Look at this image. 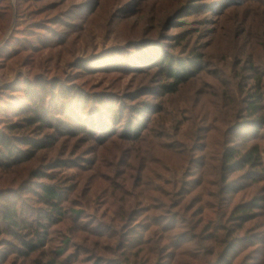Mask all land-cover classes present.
<instances>
[{
	"label": "rangeland",
	"instance_id": "374dc122",
	"mask_svg": "<svg viewBox=\"0 0 264 264\" xmlns=\"http://www.w3.org/2000/svg\"><path fill=\"white\" fill-rule=\"evenodd\" d=\"M97 1L99 0H0V8H8L7 11L13 12L14 15L13 26L7 30L5 27L0 30V129H5L12 120L21 121V118L15 115L25 97L21 91L27 80L36 77L37 73L44 79L55 76L57 77L55 79L60 80V83L67 87L84 90L89 98H94L88 107L72 104L75 106L73 113L58 115L63 119L64 128H73L71 131L73 134H69L74 137L72 143H75L73 147L75 152L67 155L72 161L67 169L70 174L58 170L55 172L56 181L69 185L64 186L65 205L70 209L74 207L83 209L85 212L77 214L71 211L64 219L52 225V228H56L51 234L52 247L66 246L71 253L69 261L72 264H98V262L107 264L106 261L108 264H117L119 257L116 255L130 251L124 248L125 245L135 248L140 244L150 251L162 247L159 258L145 255L143 258H147L146 261H159L161 264H178V262L229 264L227 260L223 263L215 262L214 259H217L219 254L214 257L213 251L219 249L226 239L244 234L247 230L242 229L231 235V222L228 218L209 207L205 211L206 222L212 217L209 223L221 227L217 236L219 229H212L206 222L203 223L200 220L202 210L195 202L187 199L195 186L191 179L196 175L198 162L200 163L204 153L199 143L205 142L202 137L207 131H199V136L193 140L188 134L194 124L199 126L210 124L203 129H210L211 142L215 143L212 151L216 152L218 143L224 136L222 127L226 132V140L222 147L219 146L221 150L240 132L242 135L257 133L256 129H253L254 124L244 120L230 124L231 126L222 124L225 115L234 113L235 110L230 111L233 103L226 108L220 107L224 85L218 77H223L236 85L235 60L225 58L226 53L220 44L214 43L211 46L213 58L209 61L212 62L203 65L206 71L193 88L187 86L183 93L179 94L180 111L176 114L175 121L169 123L170 127L166 129V135L157 138L159 145L155 155L145 160L135 151L133 142L128 144L123 138V133L128 130L133 120L135 126H140V123H146L147 120L140 121V118L129 109L132 105H140L143 99L159 103V98L153 95L136 92L145 81L143 76L138 74L140 72L138 70L147 68L146 62L165 47L164 41L169 36L144 32L143 25L141 29H137L132 23L121 18L123 6L126 4L135 6L137 1L131 3L133 0H102V5L93 14ZM141 1L145 6L152 2V0ZM221 1L223 5L237 9L231 17H240L243 25L264 14L263 6L258 3L260 0ZM206 2L208 6L219 3L216 0H206ZM243 2L245 4H242ZM208 14L213 15V11H208ZM203 17H205L204 13L194 16L193 19L199 20L193 25H201L200 19ZM244 30L246 33L238 37L239 48L247 45L250 40L249 28ZM176 31L177 28L171 32ZM189 45L190 41H186L185 46L174 51L178 55L189 57L187 54ZM192 45L195 47V42ZM200 51L205 52V47H201ZM260 53L264 65V49H261ZM79 63L84 67L80 68ZM3 76L8 77L3 78ZM85 97L88 99L87 96ZM98 97L99 100H96ZM188 99L197 102H190ZM100 101L106 103L115 101V109L119 114L118 122L107 121V130L103 133L109 136L115 127L120 134L111 137L103 145L96 139L99 136H95L94 133L98 129L92 130L91 138L87 128L91 126L93 128L94 123L99 119L100 113L96 106L99 107ZM185 107L190 108L192 112H184ZM57 109L62 110L60 106H57ZM217 114L219 118L214 119L213 116ZM108 115H112V112ZM183 122L185 125L181 128ZM179 133L185 136L182 137ZM242 135L236 138L234 144L244 145ZM262 137H264L263 133ZM177 141L187 142L186 156H172L171 153H175L180 147H165L162 144L167 142L168 145H172ZM17 143L18 141L15 140V144ZM69 143L62 139L59 141L63 150L69 148ZM144 144L149 143L144 142ZM22 148L25 150L27 146L24 145ZM73 148L70 146V149ZM78 149L81 150L76 152ZM46 163L44 154H41L39 158L21 166L11 164L0 167V195L4 193L9 200L17 201L23 208L24 216L38 215L48 210V205L37 200L36 194L41 190L44 182H53L45 176L35 175L33 171L36 167L41 172L46 171L49 165ZM30 172L31 175L28 176ZM241 173L237 171L233 177H239ZM126 175L131 176L130 185L134 188L124 190L128 197L134 200V205L118 206L110 196L115 192L119 193L126 185L123 179ZM159 175L162 176V182L159 180ZM59 176L63 179H59ZM145 176L148 179L143 183ZM217 177L210 178L216 180ZM252 177L251 174H245L243 179L239 178L238 189L241 190L232 199V204L256 196H264V180L251 185ZM157 186H161L156 188L162 192L160 197L154 196L159 195V192L145 190ZM183 187L191 189L185 190ZM118 197L119 204L124 205L126 196L120 193ZM143 204L149 206L144 212L139 209ZM184 204L186 207L183 209L181 205ZM4 205L8 204L0 199V219ZM54 213L57 215V212ZM263 220V217H259L257 223ZM254 224L255 222H251L246 224V227H253ZM259 231H264V228ZM96 232L102 237L95 236ZM109 235L112 237L108 239ZM244 239L238 237L230 252L234 257H238L236 261L248 253L244 263L254 264L262 251L259 245L248 250L247 242L250 241L247 239L244 242L242 241ZM12 242H14L12 236H0V249H9ZM225 246L226 244L223 249ZM103 248L106 254H102L101 257L104 259L100 257L96 259V255ZM50 254L55 255V251H50ZM14 257L15 255L11 256L8 264H21L19 260L13 261ZM136 259L138 262L139 258L131 256L133 262ZM23 264H29L27 258ZM256 264H264V261L258 260Z\"/></svg>",
	"mask_w": 264,
	"mask_h": 264
},
{
	"label": "trees",
	"instance_id": "16d2710c",
	"mask_svg": "<svg viewBox=\"0 0 264 264\" xmlns=\"http://www.w3.org/2000/svg\"><path fill=\"white\" fill-rule=\"evenodd\" d=\"M134 1H137L135 6L128 4L123 6L121 18L132 23L137 29H141L143 25L144 32H154L157 36L169 37L164 41L165 47L159 52L157 51L146 62L147 68L138 70L140 71L138 74H141L145 81L141 83L136 92L138 94L144 92V94L153 95L159 98V103L152 102L150 99H143L140 105H132L129 109L137 115V118H140V121L147 120L146 123H140V126H135V120H133L128 130L123 133V138L127 140L128 144L133 142L135 151L140 154L141 158L145 160L152 158L159 145L157 138L167 134L166 129L170 127L169 123L175 121V116L180 111L179 94L183 93L187 86L193 88L198 80L202 78L203 72L206 71L203 65L212 62L209 61L210 58H213L211 46L214 43L220 44L226 53L224 54L225 58H233L237 69L236 85L216 75L224 85L223 100L220 107L226 108L233 103L234 105L231 106L233 109L231 108L230 111L235 110L234 113L225 115L222 124L229 126L244 120L254 124L253 129H256L257 133L255 135H242L240 132L228 141L227 146H224L221 150L219 146L222 147L223 142L226 140V132L222 127L223 139L218 143L217 151L213 152L212 149L215 147V143L211 142L210 129H203L210 124L192 125L188 134L190 139H196L201 130H205L207 133L202 137L205 142L199 143L200 149L204 153L200 158V163L198 162L197 173L191 179L195 186L191 191V196L187 199L195 202L198 208L202 210L200 220L203 223L206 222V209L212 207L216 213L225 216L231 222V235L242 229L247 230L244 234L226 239L219 249H215L212 253L213 256L216 257L219 254L217 259H214L215 262L220 261L223 263L224 260H227L229 264H245L244 261L248 253L244 254L239 261H236L238 257H234L230 252L238 237H244L245 239L242 240L244 242L247 239L250 241L247 242L249 244L247 246L248 250L259 245L262 254L256 262L258 260L264 261V231H259L264 228V220L257 223L259 217L264 218V196H256L232 204V199L241 190L238 189L240 187L239 178L243 179L245 174L253 175L250 181L251 185L264 180V137L261 138V134H264V65L260 59L261 49H264V14L256 20L252 19L249 24L243 25V22H240V17H231L233 13L237 12V9L223 5L221 0H216L219 3H215V6H208L206 0H152L147 6L143 5L141 0H133L131 3ZM258 3L264 8V0H260ZM242 4H245V2ZM101 5L102 0L97 1L96 9L92 13H96ZM206 8H209V10H205ZM7 9L0 8V30L3 27L7 30L13 26V12H9ZM210 10L213 11V15L208 14ZM203 13L205 17L200 19L202 21L201 25H193L196 20H199L193 19V17ZM204 25L210 26L204 28ZM175 28L178 31L172 33L171 31ZM244 28H249L251 36L247 45L239 48L238 37L246 33ZM186 41H190L187 51L189 57H183L174 51L185 46ZM193 42H195V47L192 45ZM203 46L205 52L200 51ZM244 51L246 52L244 53ZM79 64L80 68L84 67L82 63ZM35 76L27 80L21 91V94H24L25 97L15 112V115L21 118V121L12 120L5 126V129H0V148H2L0 149V167L11 164L21 166L44 154L46 164H49L48 169L41 172L36 167L37 169L35 168L33 171L35 175L45 176L53 182H44L41 190L36 194L37 200L48 205V210L38 215L24 216L23 208L17 201L9 200L4 193L0 195V199L8 204L4 205L5 208L1 212L0 236L9 235L14 238V242L8 247L9 249H0V253L12 250L0 254V264H8L11 256L14 255L15 257L12 260H19L21 264L24 263L26 258L29 264H72L69 261L71 253H69L66 246L52 247L53 238L51 234L52 231H56V228H52V225L64 219L71 211L77 214L85 212L83 209H76V207L70 209L65 205L66 192L64 186L69 185H63V183L56 181L55 172H58V170L59 172L69 173L67 169L71 166L72 161L67 155L75 152L73 148L75 143H72L74 137L70 136L73 134L71 133L73 128H64L63 119L59 118L58 115L73 113L75 106H72V104H77L79 107H88L94 98H89L88 93L84 90H73L67 87L60 83V80L55 79L57 78L55 76L46 79L42 78L39 73ZM7 77L3 76V78ZM96 100H99V97ZM100 102L99 107L96 106L97 111L100 113L99 119L94 123L93 128L92 126L87 128L91 138L93 136L92 130L98 129L94 133L95 136H99L96 139L100 140L103 145L111 137L120 134L115 127H113L111 135L107 136V133H103L107 130V121L118 122L119 114L115 109V101ZM193 102L196 103L197 101L194 100ZM57 106H60L62 110L57 109ZM124 108H126V105H124ZM189 110L191 109L188 107L184 108V112H192V110ZM240 111L241 113H239ZM110 112H112V115H108ZM107 115L108 117L105 118ZM213 118L218 119L219 114L214 115ZM184 125L183 122L181 128ZM21 132L24 133L14 134ZM180 135L185 136L184 134ZM241 135L245 141L244 145L234 144L236 138ZM70 137L71 139H69ZM60 139L70 142L68 149L63 150L61 148L59 145ZM15 140L18 141L17 144H15ZM144 142L149 144L146 145ZM162 144L165 147H180L175 153H171L172 156H186L188 154V145L185 141H177L172 145H168L167 142ZM24 145L27 146L25 150L22 148ZM70 146L73 149H70ZM79 150L81 149L76 152ZM237 171L242 173L235 178L233 174ZM30 175L31 172L28 176ZM212 176L218 177L213 180L210 178ZM59 179L63 178L59 176ZM123 179L126 185L119 193H113L110 198L115 205L126 206L130 204L132 206L134 200L130 199L124 190L134 188L130 185L131 176L126 175ZM147 179L148 177L145 176L143 183ZM159 180L162 182L161 175H159ZM156 188H161V186L145 190L159 192V195L154 196L160 197L162 192ZM183 188L185 190L191 189L188 187ZM145 190L140 191L144 192ZM120 193L126 196L124 205L119 204L118 194ZM209 197L211 199H208ZM160 200L164 201V199ZM261 200L263 201L261 202ZM148 207V205L143 204L139 209L144 212ZM185 207L186 204L181 205V208L184 209ZM54 212H57V215ZM131 217L132 215H130ZM43 218H45V221H43ZM211 219L212 217L207 220L206 224L212 229H219L217 231L218 236L221 227L211 225L209 223ZM251 222H255L252 225L253 227H246V224ZM260 224L261 227H259ZM235 227L236 229H234ZM94 235L101 236L98 232ZM109 236L108 239L112 237V235ZM225 244L226 246L223 249ZM124 248L130 251L118 253L116 255L119 257L117 264H161L159 261H146L147 258L144 259L143 257L146 255L159 258L162 247L154 251L146 249L143 244L137 245L135 248L125 245ZM50 251H55V255H51ZM102 254H106L104 248L96 255V259L99 257L104 259V257H101ZM131 256L139 258V261L137 262L136 259L133 262ZM105 263L108 264V261ZM178 264L180 263L178 262ZM207 264L213 263L208 262Z\"/></svg>",
	"mask_w": 264,
	"mask_h": 264
}]
</instances>
